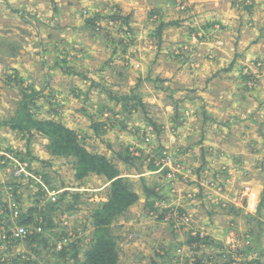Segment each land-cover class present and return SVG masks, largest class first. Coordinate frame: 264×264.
I'll return each mask as SVG.
<instances>
[{
    "label": "rangeland",
    "instance_id": "1",
    "mask_svg": "<svg viewBox=\"0 0 264 264\" xmlns=\"http://www.w3.org/2000/svg\"><path fill=\"white\" fill-rule=\"evenodd\" d=\"M255 87L264 93V0H0V263L67 264L55 262L54 244L76 246L80 258L92 210L106 200L103 178L76 180L45 137L10 128L24 100L37 119L81 128L71 129L134 178L141 199L160 184L168 207L187 213L120 219L119 264H264V95L252 97ZM127 152L139 173L120 161ZM251 153L255 174L236 168ZM192 207L204 211L202 226ZM20 215L32 217L28 231L42 222L35 231L51 246L14 239ZM194 234L207 242L190 245Z\"/></svg>",
    "mask_w": 264,
    "mask_h": 264
},
{
    "label": "trees",
    "instance_id": "2",
    "mask_svg": "<svg viewBox=\"0 0 264 264\" xmlns=\"http://www.w3.org/2000/svg\"><path fill=\"white\" fill-rule=\"evenodd\" d=\"M112 19L120 20L118 16H113ZM163 27V24L160 23L157 31L160 32ZM17 48H20V46L16 45L10 48L11 56H17ZM246 77L250 78L249 76ZM92 85H94V83H92ZM136 88L137 86L133 89ZM121 96L118 98L120 101L134 97L126 95L123 97ZM10 128L28 138L33 137L34 134L45 137L48 142L49 152L53 156L65 157L72 161L76 180L81 181L89 176H96L103 178L108 183L106 200L92 210L91 223L93 229L90 235V241L81 256L82 258H78L79 251L76 246L72 247V251L66 249L67 244H62L59 248H57L55 244L51 246L48 240L35 231L36 227L43 226L42 222L38 225L37 222H35V224L32 225L33 230L29 231L25 237L17 240L27 241L29 244L36 241L39 248H46L47 245H50L56 257L55 262L57 258H61L66 261L67 264H119L120 236L116 233L121 227L118 225L119 220L127 217L130 208H132L139 199L138 194L133 189V183L122 175L118 165L113 162L110 157L89 151L84 146L83 140L77 131L68 128L63 123L56 120H41L34 117L30 109L27 108L24 100L16 109L14 116L10 119ZM127 155V157L121 156L120 161L127 165H133L134 170L140 172L142 170V164H134V161H139V159L134 157L131 152H127ZM146 162L150 169L157 167L155 162L151 163L149 159H147ZM163 174L165 175V172H163ZM158 185L160 184H155L154 186ZM145 190L146 201L144 207H148V210L146 209L147 214L156 212V214H158V219L166 222H169L170 218L175 215V210L187 216V213L180 212L181 210L169 208L168 204H159L155 206L154 200L150 201L149 198L153 197V195L154 198L159 197V191L152 190L151 193L148 187H146ZM189 216L193 219L192 215L189 214ZM31 221L32 217L29 215H20L18 218V222L27 228H29ZM188 238L189 241L187 243L196 245V248L198 246L195 242H207V237H200L199 234L188 235ZM5 239L6 238H4V240ZM33 253L40 256L41 251L34 250ZM19 263L32 264L29 260L20 259L19 257L16 260L13 259L10 264ZM225 263L228 264V262ZM193 264H203V262L198 257L193 259Z\"/></svg>",
    "mask_w": 264,
    "mask_h": 264
},
{
    "label": "crops",
    "instance_id": "3",
    "mask_svg": "<svg viewBox=\"0 0 264 264\" xmlns=\"http://www.w3.org/2000/svg\"><path fill=\"white\" fill-rule=\"evenodd\" d=\"M118 5L120 4V3H117ZM117 5V6H118ZM120 7V6H119ZM258 53H262L263 54V52H260L259 50H258ZM18 55V54H17ZM9 58V59H11V55H10V53H8L7 55H6V58ZM12 57H14V58H12V59H15L16 58V56H12ZM10 62L11 61H9V64H10ZM259 88H261V87H255L254 89H252V91L250 92V94H251V96L253 97V96H260V95H264V93H262L261 92V90H259ZM261 124H264V123H261ZM70 128H73V129H76L77 131H80V129L81 128H79L78 126H76V125H73V126H70ZM252 154V158H250L251 160L250 161H248V160H246V159H244V165H236V168H240V167H247V168H251V169H253L254 170V174L256 173V169H255V163L254 162H256V158H257V156L255 155V154H253V153H251ZM104 155H106V154H104ZM141 155V158L143 159L145 156H144V154L142 155V154H140ZM107 156V155H106ZM107 157H109V156H107ZM262 162H264V161H262ZM136 173H137V171H136ZM139 173V172H138ZM150 172H145L144 174H149ZM141 175H143V174H141ZM124 177H126V176H124ZM143 177H145V175L143 176ZM126 178H128L132 183H133V185H134V189H135V192L138 194V190L136 189L137 187H136V184L134 183L135 181H134V178H131L130 176H127ZM198 181V183L200 184V181L199 180H197ZM141 183V182H140ZM148 188H150V192L152 193V190L153 191H159V197H157V198H154V195H153V197H150L149 198V200L150 201H153L154 200V205L156 206V205H159V204H164V205H166L167 204V201L165 200V195H163V190H162V188L161 187H159V185L158 186H148ZM144 191H145V196H144V198L143 199H141L140 198V196H139V194H138V196H139V199H138V201H137V203L132 207V208H130V210L129 211H131V212H129L128 214H127V217H130L131 219L130 220H132L133 218L131 217V214H132V212H134L135 210H137L138 212H141V210H144V211H146V209L148 210V207H144V205H145V201H146V190L144 189ZM218 203V202H217ZM136 206V207H135ZM140 207V208H139ZM139 208V209H138ZM192 210L194 211L193 213V216H194V218L195 219H197L198 220V222H199V225H201L202 226V223L204 222V220H203V216H204V211L202 210V209H200V208H198V207H192ZM150 214V213H149ZM138 220H139V218H138ZM196 220V221H197ZM204 225H205V223H204ZM204 229L209 233V228L207 227V226H204ZM197 232H198V230H196ZM199 233V232H198ZM174 237H175V235H174ZM255 264H258V263H255Z\"/></svg>",
    "mask_w": 264,
    "mask_h": 264
},
{
    "label": "built area",
    "instance_id": "4",
    "mask_svg": "<svg viewBox=\"0 0 264 264\" xmlns=\"http://www.w3.org/2000/svg\"><path fill=\"white\" fill-rule=\"evenodd\" d=\"M37 230H40V227L37 228ZM28 228L26 226H20L19 228H16V229H11V236L14 238V239H17V238H23L25 237L27 234H28Z\"/></svg>",
    "mask_w": 264,
    "mask_h": 264
}]
</instances>
